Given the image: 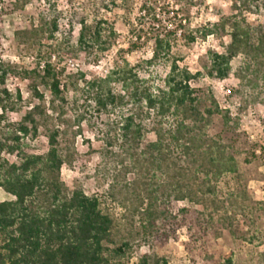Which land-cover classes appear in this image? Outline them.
Returning <instances> with one entry per match:
<instances>
[{
	"label": "rangeland",
	"instance_id": "rangeland-1",
	"mask_svg": "<svg viewBox=\"0 0 264 264\" xmlns=\"http://www.w3.org/2000/svg\"><path fill=\"white\" fill-rule=\"evenodd\" d=\"M144 1L151 0H126V4L118 0L115 7L106 1L107 10L98 1L95 3L101 10L94 13L91 0H0V65L16 70L14 76H7L0 84V90L15 94L18 89L21 94V101L2 97L0 104L6 106V112L0 118V137L11 139L10 132L36 104L31 90L34 77L24 71L41 69L50 60L64 72V101L52 104L45 93L46 117L40 119L37 134L21 137L20 143L29 154H44L48 149L47 135L58 131V150L66 158L61 181L69 190L98 197L104 208L120 219L119 233L124 238L131 237L132 232L133 249L118 263L137 264L140 257L147 255L150 264H227V258L230 264H264V50L255 45L253 30L264 24V9L248 11L232 0H157L155 13L160 27L152 29L140 12ZM52 11L59 16L58 29L39 27L32 35L31 28ZM81 19L89 25L102 20L105 34L113 30L112 45L107 51L100 52L98 47L90 53L78 50ZM234 21L240 22L239 33L248 45L231 58L227 77L218 79L210 75L211 55L222 52L223 44L230 41ZM176 27L181 34L170 37L169 55L149 63L152 33ZM139 33L143 36L141 43L136 40ZM172 62L194 75L190 84L201 110L217 107L221 112L203 130L220 141L225 156L233 157L235 165L217 178L209 174L207 184L213 187V194L202 197L197 191L185 200H176V193L167 186L168 172L164 168L141 175L136 171L128 173L127 181L147 175L159 215L149 232L143 230L135 215L130 231L122 221L123 207L109 195L118 157L106 151L105 137L133 107L128 103L114 111H99L88 99L84 81L108 78L103 89L123 92L136 75L156 91L163 86ZM123 75L127 78L124 84ZM10 107H14L13 111ZM225 112L230 118L227 130L221 118ZM154 140V133L148 132L142 146ZM172 151L173 156L180 157L179 150H169ZM3 157L17 161L15 156ZM197 176L204 178L202 172ZM9 198L0 188V201ZM145 205L146 201L142 208Z\"/></svg>",
	"mask_w": 264,
	"mask_h": 264
},
{
	"label": "trees",
	"instance_id": "trees-1",
	"mask_svg": "<svg viewBox=\"0 0 264 264\" xmlns=\"http://www.w3.org/2000/svg\"><path fill=\"white\" fill-rule=\"evenodd\" d=\"M40 1L49 3L51 0ZM91 1V8L98 13L101 9L95 2L103 3V9L107 10L106 1L115 7L118 0ZM120 1L126 4V0ZM156 1H144L140 6L142 18L152 29L160 27L155 13ZM232 1L248 11L251 8L264 9V0ZM58 18L54 12L46 15L40 19L38 26L31 28L30 33L34 35L39 27L56 31ZM102 23L99 20L89 25L85 19L78 22L76 46L79 51L90 53L98 47L100 52H105L110 48L114 32L111 29L105 34ZM240 28V22L234 21L230 41L223 44L222 52L212 53L210 75L218 79L227 77L231 58L248 45L239 33ZM253 30L255 45L264 50V24L257 25ZM178 31L176 27L173 31L152 33L149 39L153 41V50L149 63L169 55L170 37L181 34ZM142 37L139 33L136 40L141 43ZM188 39L193 41L194 38ZM24 73L34 77L31 90L36 104L10 132L11 139L0 137V188L10 197L0 201V264H120L118 260L133 249L132 232L129 234L131 237L124 238L119 233L120 219L105 209L98 197L88 196L81 190H69L61 181L60 172L66 158L58 150V131L52 130L47 135L48 149L44 154H29L20 143L21 137L37 134L40 119L46 117L43 107L45 93L49 94L52 104L55 100L64 101L63 70L48 60L41 69L26 70ZM15 74L14 68L0 65V84H4L7 76ZM193 77L172 62L163 86L156 91L136 75L132 76L130 87L124 86L123 92L103 89L108 78L84 81L88 99H92L99 111H114L128 103L133 107L108 130L105 137L106 151L118 157L109 195L123 207L125 214L122 221L130 231L133 230L131 222L135 215H138L139 225L146 232L156 226L159 215L153 205L147 175L140 180L133 178L127 181L128 173L136 171L141 175L164 168L168 172L167 186L176 193V200H185L191 199L197 191L202 197L213 194V187L207 184L209 174L217 178L223 172L232 171L235 165L233 157L225 156L220 141L203 130L212 117L221 112L217 107L201 110L190 84ZM121 79L122 84L127 82L126 76ZM2 97L21 101L18 89L15 94L2 89L1 103ZM0 105V118H3L6 106ZM9 109L13 111L14 107ZM225 113L221 118L227 130L230 118ZM148 132L154 133L155 140L143 147V139ZM170 149L179 150L180 157L173 156L174 151L171 153ZM3 154L15 156L17 161L3 157ZM198 172L204 175L203 180L197 176ZM141 189H144L143 192H140ZM145 201L146 205L142 208ZM149 259V256L143 255L137 264H150ZM226 263L230 264L229 258Z\"/></svg>",
	"mask_w": 264,
	"mask_h": 264
}]
</instances>
